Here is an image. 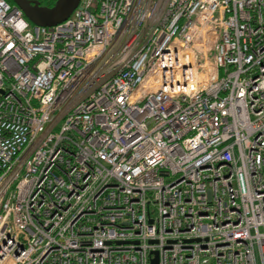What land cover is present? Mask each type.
Wrapping results in <instances>:
<instances>
[{
	"label": "built area",
	"instance_id": "2783aa9c",
	"mask_svg": "<svg viewBox=\"0 0 264 264\" xmlns=\"http://www.w3.org/2000/svg\"><path fill=\"white\" fill-rule=\"evenodd\" d=\"M264 264V0H0V264Z\"/></svg>",
	"mask_w": 264,
	"mask_h": 264
},
{
	"label": "water",
	"instance_id": "95a60500",
	"mask_svg": "<svg viewBox=\"0 0 264 264\" xmlns=\"http://www.w3.org/2000/svg\"><path fill=\"white\" fill-rule=\"evenodd\" d=\"M27 18L36 26L52 27L66 21L77 8L80 0H56L53 6H44L39 0H12ZM151 264H159L157 253Z\"/></svg>",
	"mask_w": 264,
	"mask_h": 264
},
{
	"label": "trees",
	"instance_id": "16d2710c",
	"mask_svg": "<svg viewBox=\"0 0 264 264\" xmlns=\"http://www.w3.org/2000/svg\"><path fill=\"white\" fill-rule=\"evenodd\" d=\"M8 3H10L11 5H15L14 2L12 0H6ZM41 2L42 5L44 6H53L56 2V0H39Z\"/></svg>",
	"mask_w": 264,
	"mask_h": 264
}]
</instances>
